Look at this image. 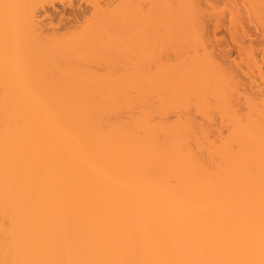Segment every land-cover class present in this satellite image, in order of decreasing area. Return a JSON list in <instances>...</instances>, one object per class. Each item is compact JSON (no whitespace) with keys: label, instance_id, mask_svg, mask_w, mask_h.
<instances>
[{"label":"bare ground","instance_id":"6f19581e","mask_svg":"<svg viewBox=\"0 0 264 264\" xmlns=\"http://www.w3.org/2000/svg\"><path fill=\"white\" fill-rule=\"evenodd\" d=\"M87 1L0 0V264H264V0Z\"/></svg>","mask_w":264,"mask_h":264},{"label":"rangeland","instance_id":"374dc122","mask_svg":"<svg viewBox=\"0 0 264 264\" xmlns=\"http://www.w3.org/2000/svg\"><path fill=\"white\" fill-rule=\"evenodd\" d=\"M68 2L69 0H64V2ZM71 1V2H70ZM69 1V3H65L63 6L62 5H56V7H54V8H47L46 10L48 11L47 13H45L46 15L45 16H43L41 19H42V23H43V20L45 19V21H47L48 23H50V24H48V23H43L44 25H46V26H44V25H42L45 29V31L47 30L46 28H48L49 30H52L51 32H52V34H51V32L50 33H47L46 32V35H51V36H53L54 37V35H56V34H58V36L56 35L55 37H58L59 38V36H60V38L61 37H64V34H65V36L66 35H70L69 33L70 32H73L74 33V29L75 30H77V29H79V28H81V27H83L84 25L85 26H87L86 24H84L83 25V23H85L86 21H88V22H93V21H91V20H93L94 19V17H93V12L95 11V9L94 8H92V5L90 4V3H88L89 1H87V0H85V1H83V0H70ZM100 1V0H99ZM102 2H104L103 0H101ZM113 3H115L116 1L118 2V1H122V0H111ZM110 1V2H111ZM130 1H132V0H130ZM137 1V0H136ZM135 1V2H136ZM213 2H214V4L215 5H217V6H219L222 2H228V1H219L220 3H218V1L217 0H212ZM217 1V2H216ZM230 1H232V0H230ZM237 1V0H236ZM236 1H232V2H236ZM87 2V3H86ZM102 2H100V4H101V6H105L106 4L105 3H103V4H105V5H102ZM125 2H126V0H125ZM134 3V2H133ZM139 3H141V2H139ZM240 3V2H239ZM89 4V5H88ZM118 4V3H117ZM116 4V5H117ZM120 4H122V2L120 3ZM136 4V3H135ZM201 4H203L202 6H203V8L201 9V11L203 10V11H205L206 13H207V11H208V9L206 8L207 6H206V4H205V2H201ZM200 4V5H201ZM219 4V5H218ZM224 4L225 5H227L228 7H229V2H228V4H226V3H222L221 4V7H223V8H225V6H224ZM241 4V3H240ZM114 5V4H113ZM119 5V4H118ZM223 5V6H222ZM120 6V5H119ZM206 6V7H205ZM106 7V6H105ZM111 7V6H110ZM242 7V6H241ZM103 8V7H102ZM115 8V7H114ZM201 8V7H200ZM205 8L207 9V11L205 10ZM218 8H220V6L218 7ZM243 8V7H242ZM241 8V11L243 10V11H245V9H242ZM93 9H94V11H93ZM108 9H110V8H108ZM50 10V11H49ZM228 9H226L225 11H227ZM242 11V12H243ZM46 12V11H45ZM204 12V16H203V19H202V21H204V20H210V18L208 19V17H207V19H205L204 17H206L207 15H208V13H207V15H206V13ZM209 12V11H208ZM92 13V14H91ZM95 13V12H94ZM203 13V12H202ZM97 14V13H96ZM227 14H229V12L227 13ZM239 14H241V13H239ZM92 15V16H91ZM248 15L249 14H247L246 15V12H244L240 17V19H241V21H240V19H239V21L241 22V25H242V27L244 28V29H246V32L245 33H247L246 35H247V38L245 37V40H247L246 42L248 43L249 41L250 42H252L251 44L252 45H255V47H256V44H257V48H259V49H257V50H260V47H263L264 48V46H261L262 45V43H263V39L261 38V35L262 34H260L261 33V30H260V27L258 26L259 24L253 19V17L252 18H248ZM91 16V17H90ZM209 17H210V15H208ZM226 16V17H225ZM229 15H226V12H225V14H224V16H223V18L220 20V23H218V25H219V29L218 28H215L216 26H214L213 27V25L211 24V22L209 23V24H211V26H208V27H210V32L212 33V31H214L213 33H212V36L211 35H208V37H206V38H208V39H210V41L211 42H214V46H216L215 48L213 47V45H212V47L214 48V52H216V54L215 55H217V56H219V57H223L222 59H223V61L226 59V62L227 63H225L227 66H229L230 67V65H232V63H233V65H234V62H235V60H236V62L235 63H237V62H239L240 60H238L239 59V57L240 56H237V55H239L240 53L239 52H242V51H239L238 50V48L237 47H240V46H242V44L240 45L239 44V42H233L232 41V36L230 35V33L228 32V30L230 29V26L228 27V23H230L229 22V17H228ZM247 16V17H246ZM45 17V18H44ZM93 17V19H91ZM89 19H91V20H89ZM228 19V20H227ZM250 19H252L253 21H250ZM44 21V22H45ZM205 21V22H206ZM225 21H227V22H225ZM204 22V23H205ZM223 22V23H222ZM252 22V23H251ZM213 23V22H212ZM239 23V22H238ZM83 26H82V25ZM224 24V25H223ZM227 24V25H226ZM256 24H258V25H256ZM47 25H49V27H47ZM204 25L205 24H203V28H204ZM222 25V26H221ZM77 26V27H76ZM140 27V26H139ZM213 27V28H212ZM135 28V27H134ZM133 28V31L132 32H134V30L136 29H134ZM212 28V29H211ZM227 28V29H226ZM138 29V28H137ZM207 28H204V31L206 30ZM213 29H215V30H213ZM48 30V31H49ZM56 32H55V31ZM140 30H142L141 28H140ZM136 31V30H135ZM138 32H140L139 31V29L137 30ZM136 31V32H137ZM203 31V32H204ZM207 32H205V35H207L206 33H208V31H209V29H207L206 30ZM216 31V32H215ZM230 31V30H229ZM245 31V30H244ZM58 32V33H57ZM79 32V31H78ZM131 32V31H130ZM136 32H134V33H136ZM67 33V34H66ZM215 33V34H214ZM139 34V33H138ZM210 34V33H209ZM74 35V34H73ZM50 36V37H51ZM135 36V35H134ZM211 36V37H210ZM228 36H231V37H228ZM69 37V36H68ZM68 37H65V38H68ZM213 37V38H212ZM141 38V37H140ZM62 39H64V38H62ZM212 39V40H211ZM135 40H139V39H137V37H136V39H134L133 38V43H132V48H131V56H132V59H133V61H134V58L136 57V50H137V47L140 49V47L139 46H137V45H135V43L137 44V43H139V42H137V41H135ZM245 40H244V42H245ZM253 41H255V44H253ZM243 42V41H242ZM243 42V43H244ZM261 42V43H260ZM236 43L237 44H239V45H237V46H235L236 45ZM246 43V44H247ZM245 44V46L244 47H247V45ZM259 44H261V45H259ZM264 44V43H263ZM145 45V44H144ZM250 44H248V46H249ZM259 45V46H258ZM137 46V47H136ZM141 46V45H140ZM218 46V47H217ZM251 46V45H250ZM157 47V46H156ZM243 46L241 47V48H244ZM134 48V49H133ZM136 49V50H135ZM139 49L137 50V51H139ZM142 49H146V48H141L140 50L142 51V52H140L139 51V53L138 54H140V55H142V57H140V58H138V59H141V60H139L140 61V63L141 62H144L145 63V61L143 60L142 61V58H144L145 59V57L143 56V51L144 50H142ZM130 50V49H129ZM172 50V49H171ZM221 51V53H220V51ZM159 51V50H158ZM158 51L156 52V53H158ZM264 52V49L263 50H261V52L260 53H262L263 54V52ZM166 52V51H165ZM259 52V51H258ZM257 52V53H258ZM219 53V54H218ZM164 54V53H163ZM167 54V53H166ZM165 54V55H166ZM222 54V55H221ZM223 54L225 55V56H223ZM139 55V56H140ZM147 55V54H146ZM157 55V54H156ZM170 55H173V54H169V57H170ZM221 55V56H220ZM138 55H137V57H139ZM168 56V55H167ZM260 57H264V54L261 56V54L259 55ZM114 57V56H113ZM136 57V58H137ZM172 57V56H171ZM129 58V57H128ZM127 57H126V59H124V60H127L128 59ZM135 58V60H137ZM162 58V57H161ZM174 58V57H173ZM173 58H170L171 60L173 59ZM131 59V58H130ZM163 59V58H162ZM167 59H168V57H167ZM167 59H165V60H167ZM170 59H168V60H170ZM264 59V58H263ZM114 60V59H113ZM159 60V59H158ZM164 60V61H165ZM167 60V62H170V61H168ZM232 60V61H231ZM116 61V60H115ZM128 61H130V60H128ZM131 62L130 64L131 65H134L135 63H137V64H135V66H137L138 65V60L137 61H134V62ZM157 62H159V61H157ZM130 64H129V66H130ZM143 64V63H142ZM151 64V63H150ZM155 64V63H154ZM153 64V65H154ZM158 64V63H157ZM229 64V65H228ZM144 65V64H143ZM145 65H147V63L145 64ZM144 65V66H145ZM128 66V65H127ZM155 66V65H154ZM123 67V66H122ZM130 67H132V66H130ZM118 68H120V66L118 67ZM134 67H132V71H131V74L130 75H128V76H132V73L134 72V70H135V72L133 73L134 75L133 76H139V75H141L140 74V70L142 71V67L140 66L139 67V69L137 70V68L135 67L134 69H133ZM141 68V69H140ZM231 68H232V66H231ZM102 69V68H101ZM116 69H117V67H116ZM123 69V68H122ZM128 68H126V71L128 72V70H127ZM97 70V69H96ZM120 70V69H119ZM131 70V69H130ZM144 70V69H143ZM115 71V70H114ZM122 71V70H121ZM121 71H119V72H121ZM137 71V72H136ZM139 71V72H138ZM101 72H103V71H101ZM116 72V71H115ZM118 72V73H119ZM125 72V71H124ZM100 73V72H99ZM129 73V72H128ZM144 73L142 72V75H143ZM103 75V74H102ZM116 75V74H115ZM121 76H123V75H121ZM120 76V77H121ZM127 75L125 76V77H128ZM132 76V77H133ZM124 77V78H125ZM131 77V78H132ZM115 78V77H114ZM122 78V77H121ZM198 119H199V117H197Z\"/></svg>","mask_w":264,"mask_h":264}]
</instances>
